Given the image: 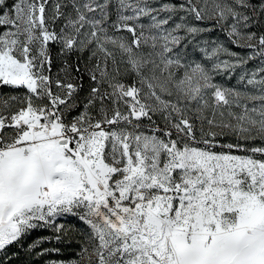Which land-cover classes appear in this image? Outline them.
Masks as SVG:
<instances>
[{"label":"snow or ice","instance_id":"1","mask_svg":"<svg viewBox=\"0 0 264 264\" xmlns=\"http://www.w3.org/2000/svg\"><path fill=\"white\" fill-rule=\"evenodd\" d=\"M34 256L264 264V0H0V264Z\"/></svg>","mask_w":264,"mask_h":264},{"label":"rangeland","instance_id":"2","mask_svg":"<svg viewBox=\"0 0 264 264\" xmlns=\"http://www.w3.org/2000/svg\"><path fill=\"white\" fill-rule=\"evenodd\" d=\"M234 50H239V49H234ZM66 220H70L71 221V224L70 226H75L76 224V221L74 220V218H58V222L60 223H64L66 222ZM39 235V233H37ZM46 234H50V230L48 233ZM36 234H34L35 236ZM77 243V240H72L71 241V244L73 245L72 247H69V248H65L64 245H59L62 249H64L63 251H67V252H63L65 254L63 255H67L68 258H61L60 260H71L74 258V254L75 252H77L79 249L75 247ZM52 245H44V247H51ZM21 252L23 253V250H21ZM67 253V254H66ZM35 257V256H34ZM53 256L51 257H47L45 259H56V258H52ZM36 258V257H35ZM40 261V262H39ZM38 263L39 264H44V260H42L41 258L38 257Z\"/></svg>","mask_w":264,"mask_h":264},{"label":"trees","instance_id":"3","mask_svg":"<svg viewBox=\"0 0 264 264\" xmlns=\"http://www.w3.org/2000/svg\"><path fill=\"white\" fill-rule=\"evenodd\" d=\"M34 234L38 235L37 233H34ZM34 234H33V235H34ZM43 234H46V233H39V235H43ZM61 249H62V248H61ZM63 250H64V249H62V252H61L59 255L53 254V255H52V256H53L52 258H56V259L68 258L67 255H63V254H65V253H63V252H67V251H63ZM66 254H67V253H66ZM21 256H22L23 259H28V257H24V256H23V253H22V252H21ZM31 259H32L33 261H35V264H39V263H38V257H36V258H35V257H32ZM39 262H40V261H39Z\"/></svg>","mask_w":264,"mask_h":264}]
</instances>
